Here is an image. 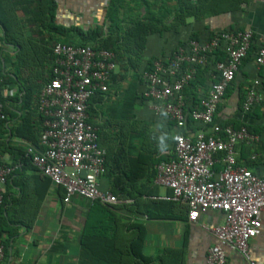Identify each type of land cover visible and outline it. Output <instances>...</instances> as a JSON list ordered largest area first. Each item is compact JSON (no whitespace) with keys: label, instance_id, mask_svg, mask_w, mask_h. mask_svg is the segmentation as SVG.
<instances>
[{"label":"built area","instance_id":"1","mask_svg":"<svg viewBox=\"0 0 264 264\" xmlns=\"http://www.w3.org/2000/svg\"><path fill=\"white\" fill-rule=\"evenodd\" d=\"M253 37L252 30L243 29L225 31L208 40L190 39L178 46L169 58L155 60L152 70L143 73L146 81L143 96L151 100L150 108L157 114L168 115L177 128L184 129L182 90L194 79L197 67L204 66L208 54L223 41L226 60L215 63L214 81L207 95L201 97L191 111L194 121L212 124ZM259 41L254 63L257 68H264V32ZM53 54L52 77L41 88L36 104V112L42 119L39 148L29 145L26 155L43 177L63 189L64 203L80 197L89 202L114 205L117 197L99 189L105 149L99 144L96 127L88 122L87 112L88 99L96 91H108L116 69L114 54L107 49L68 42L55 43ZM258 86V79L248 86L242 105L245 112L261 101ZM4 118L0 100V119ZM257 141L258 136L243 126L235 129L214 124L210 130L201 128L195 134L176 133L172 137L173 151H164L168 160L156 166L155 183L170 192L156 199L184 203L190 222L197 221L202 212L223 213V223L209 228L217 243L208 249L206 264H225V248L239 251L247 264H258L249 255L248 243L261 227L264 176L238 165L235 151L239 142ZM218 153L223 154L221 158L215 157ZM218 161L222 169L216 171L214 165ZM10 172L11 169L0 162V206ZM4 251L0 240V260L5 257Z\"/></svg>","mask_w":264,"mask_h":264},{"label":"trees","instance_id":"2","mask_svg":"<svg viewBox=\"0 0 264 264\" xmlns=\"http://www.w3.org/2000/svg\"><path fill=\"white\" fill-rule=\"evenodd\" d=\"M31 1L36 3V9L31 12L30 20L27 18L23 22L17 15L11 0H0V26L3 28L0 42L3 45L11 46L14 54V59L10 62L11 70L6 72L3 69L6 59L0 50V100L4 101L3 88L18 85L17 92H23L21 102L27 107L29 116L32 115L30 105L34 103L36 111L39 92L52 77L51 69L55 66V55L53 54L55 43L68 42L75 46H91L94 49H107L113 52L116 64L122 66L124 64L125 68L132 67L135 82L144 84L146 89L143 73L152 70L155 60L166 59V55L154 57L147 61L140 59L141 54L147 49V38L150 34L160 35L165 30L168 31L171 27L181 24L188 26L189 24L186 23L188 19H193L192 23L194 25H204V19L208 16H217L224 13H231L235 16L238 11L242 10L241 5L249 2V0H176L177 7L174 9L171 26L165 25L156 17L147 15L132 19L128 23L129 26L122 28L121 25H123L124 20L120 16V12L125 9L124 6L127 0H109L104 20L101 23L90 22L82 26L81 23H77L78 21L75 20V17L81 15V13H72L73 20L69 27L65 26L67 24L58 21L57 0ZM142 1L147 4L146 0H139L140 3ZM162 28H165V30ZM238 30L243 29L233 28L232 30L219 32L204 31L198 34L194 32L193 34L197 35H191L190 39L208 40L222 32H235ZM200 33L201 35H199ZM44 36L47 37L44 38ZM187 41L179 40V45L174 48L173 52L178 46L184 45ZM259 46L260 41L253 37L246 57L243 59L233 81L226 89L223 100L235 89L236 84L234 85V83L237 74H241V70L242 74L244 73L245 70L241 67L255 64V55ZM124 52L125 54H131L128 56L126 64L120 60ZM224 60H226V53L224 52L223 41H220L218 47L208 54L206 64L197 67L194 79L182 90L186 124L184 129L177 128L175 122L168 115L155 113L150 108L151 100L143 96L144 91L140 93L141 97L138 99L139 105L145 106L144 109H136L134 106L137 103H124L121 106L119 104L122 108L120 110L122 117L119 120L108 117V111L105 108L108 102H111L110 106H113L116 101H111V97L118 95L112 92L113 86L118 84L114 73L108 84V91H96L88 99V122L96 127L99 144L105 148L104 172L98 178L100 182L99 189L110 191L118 200H131V202L106 205L98 201H88L90 204L87 217L79 236L78 264H170L163 256L153 258L144 254L146 233L142 219H169L175 216L176 204L173 201L158 199L155 201L151 199L152 196L158 193V187L155 183L156 166L161 161L168 160V156L162 151H173L172 137L174 134L187 132L195 134L201 128L210 130L211 125L217 124L222 127L229 125L235 129L242 126L246 127L249 133L258 136V140L261 139L262 135L259 128L240 122L234 117L225 120L220 119L217 114L221 109V103L213 117L212 124H203L191 118V111L194 106L201 97L207 95V93L206 95H198L197 89L205 88L209 90L211 83L214 81V65L217 61ZM34 71H36L35 75H27ZM255 72L256 74L251 78V82L254 79L259 80L258 91L262 93L260 102L254 104L249 111L245 112L242 105L248 87L244 90L240 83L236 90V96H238L237 110L247 115H251L254 109L264 104V68H257ZM132 100L136 101V98L133 97ZM145 112L151 113L147 114ZM3 113L5 118L0 119V122H4L7 118L4 104ZM35 113L41 126V116L37 112ZM28 115L22 117V124L27 123ZM153 120L162 121L166 125L165 129H161L159 132L148 130L146 124ZM31 143L33 147L39 148V136H37V140L33 136ZM222 155L218 153L215 157L221 158ZM236 160L238 165H243L239 162V158H236ZM25 161L32 164L29 158ZM221 169L222 164L218 161L214 165V170ZM47 180L49 181V179ZM58 194L63 201V189L59 188ZM8 224L2 217L0 208V236L7 231L9 236L12 235ZM1 241L4 245L5 257L3 260H5L6 242Z\"/></svg>","mask_w":264,"mask_h":264},{"label":"crops","instance_id":"3","mask_svg":"<svg viewBox=\"0 0 264 264\" xmlns=\"http://www.w3.org/2000/svg\"><path fill=\"white\" fill-rule=\"evenodd\" d=\"M11 1L19 18L23 22L27 18L30 20V14L36 9V3L31 0ZM57 2L58 21L69 27L73 20L72 13L77 12L81 13L79 15L81 19L76 16L75 20L82 26L90 22L101 23L109 0H57ZM146 2L147 4L143 1L140 3L139 0H127L126 4L124 3L125 9L120 12L124 20L122 28L129 26L128 23L132 19L147 15L160 19L167 26L172 25L174 9L177 7L176 0H146ZM241 9L235 16L231 13L208 16L204 19V25H194L193 19H188L186 21L188 26L181 24L171 27L168 31L162 28L165 30L164 33L148 36L147 49L141 54L140 59L147 61L164 55L167 59L179 45V40L187 41L191 35L204 31L250 29L254 38L259 40L264 32V0H249L248 3L241 5ZM194 32L197 34H193ZM2 35L3 28L0 26V37ZM0 48L6 59L3 69L10 72V62L14 59L13 48L1 42ZM130 55L124 52L120 59L122 63L126 64ZM241 69L245 70L244 73L242 74L241 70V74H237L234 83L236 87L221 103L217 116L222 120L234 117L240 122L260 129L262 137L257 143L239 142L236 145V158H239V162L254 174L264 176V104L254 109L251 115H247L237 110L238 96H236L238 84L241 83L242 88L246 90L251 78L256 74L257 66L250 64ZM133 71L130 66L125 68L124 64L123 66L116 64L114 75L118 84L113 86L112 92L118 95L111 97V101H116L113 106L108 102L105 108L108 117L119 120L122 117L120 106L124 103H137L138 106H134L136 109H144L145 106L139 105L138 99L141 97L140 93L145 91V85L135 82ZM35 72L27 75L33 76ZM17 90L16 84L2 89L7 118L4 122H0V162L9 167L11 172L4 185L0 208L2 217L9 223L8 228L12 231V235L9 236L7 231L0 236V239L6 242V258L0 260V264H78L79 236L90 203L80 197H73L70 202L64 203L58 194L59 188L49 183L32 164L25 161L28 158L26 148L32 145L33 136L37 140L41 126L38 123L34 103L30 105L32 115L29 116L27 107L21 102L23 92L18 93ZM207 91L208 89L205 88L197 89L198 95H206ZM133 97L136 101L132 100ZM26 115L30 120L27 119L24 125L22 117ZM146 125L147 129L153 132H159L166 127L160 120L147 122ZM156 186L158 193L151 198L155 201L156 197L169 192ZM127 202L130 203L131 200H118L116 204ZM173 202L176 204L173 218L142 219L146 233L144 254L153 258L163 256L170 264H206L208 249L217 243L209 228L223 223V213L214 210L202 212L197 221L190 222L187 218V206L182 202ZM248 251L252 260L264 264V208L261 213V227L258 234L249 241ZM224 253L225 264H247L239 251L225 248Z\"/></svg>","mask_w":264,"mask_h":264}]
</instances>
